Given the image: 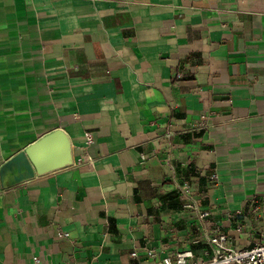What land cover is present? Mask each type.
Returning <instances> with one entry per match:
<instances>
[{"label": "crops", "instance_id": "1", "mask_svg": "<svg viewBox=\"0 0 264 264\" xmlns=\"http://www.w3.org/2000/svg\"><path fill=\"white\" fill-rule=\"evenodd\" d=\"M56 128L70 163L0 171V264H160L213 222L251 245L264 0H0V167ZM185 177L211 221L167 200Z\"/></svg>", "mask_w": 264, "mask_h": 264}, {"label": "built area", "instance_id": "2", "mask_svg": "<svg viewBox=\"0 0 264 264\" xmlns=\"http://www.w3.org/2000/svg\"><path fill=\"white\" fill-rule=\"evenodd\" d=\"M182 74L179 73L178 77ZM215 178V174H211L209 181ZM208 187V186H207ZM177 198L181 201V207L191 209L196 212L198 222L211 221L208 220L213 209L209 207L200 208V199H197V183L192 177H185L176 185ZM258 206H255L251 211L257 212ZM237 212H239L237 210ZM236 212V213H237ZM253 213V212H252ZM263 220V219H262ZM249 221V220H248ZM254 221V220H253ZM239 229L245 225V221L236 219ZM259 220L254 222L258 226ZM250 223L246 224L249 226ZM206 235H198L192 240L200 247L197 253L192 247L174 249L166 256L160 257L156 248L146 247L147 256L150 259L158 261L160 264H264V227H260V238L254 237L251 245L233 246L229 243L231 233L224 229L219 223H210ZM64 232V235H67ZM133 256L136 251L131 253Z\"/></svg>", "mask_w": 264, "mask_h": 264}, {"label": "water", "instance_id": "3", "mask_svg": "<svg viewBox=\"0 0 264 264\" xmlns=\"http://www.w3.org/2000/svg\"><path fill=\"white\" fill-rule=\"evenodd\" d=\"M70 139L62 128L46 133L22 151L9 158L1 167L3 173L12 176L13 183L31 178L46 166L56 168L71 162Z\"/></svg>", "mask_w": 264, "mask_h": 264}, {"label": "trees", "instance_id": "4", "mask_svg": "<svg viewBox=\"0 0 264 264\" xmlns=\"http://www.w3.org/2000/svg\"><path fill=\"white\" fill-rule=\"evenodd\" d=\"M166 196H167L166 197L167 200H170V199L175 200L180 205V207H181V201L177 198V192H176V190L169 191V193Z\"/></svg>", "mask_w": 264, "mask_h": 264}]
</instances>
